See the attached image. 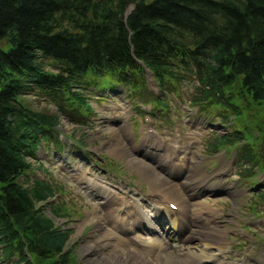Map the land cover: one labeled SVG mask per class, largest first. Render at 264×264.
<instances>
[{
    "label": "trees",
    "instance_id": "16d2710c",
    "mask_svg": "<svg viewBox=\"0 0 264 264\" xmlns=\"http://www.w3.org/2000/svg\"><path fill=\"white\" fill-rule=\"evenodd\" d=\"M145 68L163 91L176 92L177 84L194 75L192 103L216 106L221 119L228 118L226 109L245 116L256 107L252 119L261 142L256 150L243 144L239 157L246 165L262 161L264 0H0L3 259L68 263V232L39 205L53 196L52 184L23 182L38 145L59 144L58 114L34 110L24 95L35 89L58 111L83 117L92 111L86 84L140 91ZM155 101L164 106L162 99ZM234 132L239 135L215 136L208 147L244 139L241 128ZM51 211L59 215L57 208Z\"/></svg>",
    "mask_w": 264,
    "mask_h": 264
},
{
    "label": "rangeland",
    "instance_id": "374dc122",
    "mask_svg": "<svg viewBox=\"0 0 264 264\" xmlns=\"http://www.w3.org/2000/svg\"><path fill=\"white\" fill-rule=\"evenodd\" d=\"M86 85L83 92L92 111L85 117L58 111L54 102L48 101L35 89L23 97L34 110L47 109L48 112L58 114V124L54 130L59 144L54 146L52 142H47L38 145L34 156L29 158L31 170L25 177L28 181L26 182L24 178L23 182L28 184L36 178L52 184L55 191L53 196L39 205L55 226L68 232L65 253L68 256L67 264H166L160 255L151 262L145 260L146 253H150L148 246L157 240L154 238H162L159 226L152 220L153 226L156 227V236L147 235L142 238L138 233L137 237L132 236L136 231L131 229V225H142L146 230L142 233L144 235L148 233L150 226L147 224L146 227V223L143 225L144 221H149L143 217L152 214L156 217V210L164 206L165 200L175 201L178 213H181L182 208L178 207V199L153 190L155 173L151 167L148 168L146 165L142 167L132 162V158L154 165L172 182L184 183L183 191L189 201L187 213L201 226L193 227L206 231L200 239L211 243V246L205 247L203 242L195 238L186 242L192 245V248L187 247L186 250H192L197 255L201 253V249L220 251L218 245L221 244L218 241H223L222 259L217 257L207 260L231 264L229 260L232 252L241 251H237V248L233 251V246L243 247L247 244L250 252L247 250L246 254L250 255L246 257L247 262L240 259V264H259L264 260V172H261L264 171V158L258 164L259 168L253 169L251 164L243 165L240 160L242 141L237 142L235 147L232 145L227 154L225 147L223 148L225 154L220 146L213 149L208 147V143L215 136L237 135L233 131L240 127L237 120L236 123L234 121L236 115L226 109V112H223L229 113L225 120L220 118L214 107L192 104L191 98L197 85L194 75L186 76L177 84L175 94L159 90L151 75L147 73L143 86L136 93H131L123 85L114 87H102L91 83ZM137 93H141L139 95H142L144 100L160 97L164 101V106L156 103L140 104ZM254 109V112L248 111V115L256 119L259 110L256 107ZM252 127L255 128L253 125ZM252 127L247 128L245 140L248 142L253 140L251 145H255L256 150L261 142V133H258L261 129L256 127L253 137ZM244 130L242 129L241 133ZM218 180L219 184L216 185ZM191 181L196 183L192 184ZM122 186L132 196H139V200L134 202L141 204V200L148 199L149 206L141 210L142 218L139 215H134L137 216L135 218L132 216L133 223L115 226L116 229L111 227L114 236L110 233L109 238L103 241L107 242V245L99 244L97 241L103 230L96 221L90 219L91 217L104 219L110 208L104 204L105 198L98 195L112 196ZM113 188L117 190L114 191ZM172 194L177 195V192L172 191ZM213 202L217 205H213ZM121 207L119 211L121 216H126L125 212L133 209L123 205ZM165 207L169 208L168 204ZM52 208H57L59 215H54ZM169 224L171 220L166 226ZM175 225L178 226L176 223ZM110 226L107 222V227ZM193 227L188 226L189 229ZM123 228L127 232H133L128 234L133 239L121 238ZM187 234L188 231L174 232L171 239L164 237L163 241H170L173 244L174 241H182ZM152 239L154 240L149 242L147 247H142L143 243L147 244ZM238 239L242 241L238 243ZM135 241L142 252L136 251V255L129 257L127 254H119V258L115 257L118 259H113L112 252L117 246H132L136 244ZM1 249L2 246L0 264L18 262L17 256L3 262ZM253 253L256 255L251 258ZM196 254L189 255V261L191 257L199 259ZM193 262L194 260L192 264ZM199 262L201 261H198V264Z\"/></svg>",
    "mask_w": 264,
    "mask_h": 264
},
{
    "label": "bare ground",
    "instance_id": "6f19581e",
    "mask_svg": "<svg viewBox=\"0 0 264 264\" xmlns=\"http://www.w3.org/2000/svg\"><path fill=\"white\" fill-rule=\"evenodd\" d=\"M134 159L132 158V162H134V163H136L142 167H143V165H146L148 168L151 167L150 169L155 173V177H154L155 180H154V183L152 184L153 190H155L157 193L167 194L170 198L173 197L176 200L178 199V202H179L178 207H181L182 211H181V213H178L177 207H176L175 208L176 210H167V212H165L168 216L176 214L174 217H172L173 221L171 220L172 218H170L171 224L169 225V227L167 229L171 228V230H172L171 232H175V233H181V231L182 232L188 231V234L186 235L187 236L186 238L188 240H192V239L197 238L198 241L203 242V245L205 247L211 246V243H209V241L205 242L202 239H200L201 235L203 233H205L206 231L193 227V226H196V227H201V226H199V222H196L195 218H193L192 216L189 215V213H187L188 207H189V201H188V197L186 196L185 192L183 191V187H184L183 184L184 183H182V181L172 182L168 179L169 177L167 175L161 174L157 170V168H155L154 165H152V164L150 165V163H148L146 160H145L146 162L140 160V162L142 163V164H140V162L138 160H136V159L134 160ZM191 183L195 184L196 181H191ZM172 191H176L177 195L172 194ZM104 192H105V190H104ZM101 195L104 196V198H105L104 204H106V206H108V208H110V209L107 212L104 219L101 217H99V218L91 217L90 220L96 221L97 224L101 227V230H103L101 236L99 237V239L97 241V243H99V244L103 243V244L107 245V242H103V241H106V239L109 238V235H111L110 233H112V235L114 236L113 232L107 227V222H108V224H110L112 222V223H116V224L121 225V226L133 223V217L132 216H134V215L140 216L138 208L140 209V207H142V206H147L148 200H145V201L141 200V204L135 205V203H138V202H134V200H135L134 197L127 190H125V188H123V186L120 188V190L118 192H115L112 196H109L108 194H105V195L99 194L98 196H101ZM93 204L96 205L97 203H93ZM121 205L128 206V207H130V209H132V207H133L132 212L131 211L129 213L126 212V216H124V215L122 217L119 216V211L121 210V208H120ZM159 205H161V203H159ZM159 212H160V210L157 209L155 214H158ZM135 217H137V216H134V218ZM134 221H136V220H134ZM145 223H146V225L148 224L149 226H151L147 221H145ZM145 223L143 225H145ZM175 223L178 224V226H176ZM188 226L193 227V228L189 229ZM167 229L165 228V226H163V231H166ZM163 240L164 239H161V240L157 239V240L153 241L150 244V246H148L147 249L150 251V253H146L147 257L145 258V260L151 262L153 260V258L160 255L161 260L163 262H165L166 264H169V263H172V264H192V262L189 261V257H190L189 255L196 254V253L193 252L192 250H186L185 249L187 247L192 248V245L184 244V245H181L180 247H176V245H172L170 243L164 242ZM203 245H201V246H203ZM218 249L221 251V249H223V247L221 245H218ZM136 251L142 252L138 248L137 242H136V244H133L132 246H124L123 247V246L119 245L114 249V252H112L113 253L112 255L114 256L113 259H118L119 254H124V255L127 254L128 257L130 255H134V254L136 255V253H135ZM197 256H199V259L196 260L197 262L195 264H198V261L204 262L205 260L210 259V258H214V259L217 258L216 254L213 251H207L204 249H201V253H199ZM115 257H118V258H115ZM189 262H191V263H189ZM201 262H199V263H201Z\"/></svg>",
    "mask_w": 264,
    "mask_h": 264
}]
</instances>
